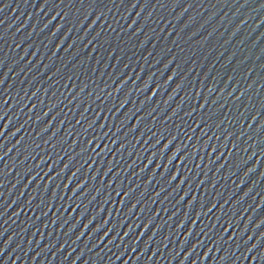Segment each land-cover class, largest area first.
I'll return each instance as SVG.
<instances>
[{"label":"water","instance_id":"95a60500","mask_svg":"<svg viewBox=\"0 0 264 264\" xmlns=\"http://www.w3.org/2000/svg\"><path fill=\"white\" fill-rule=\"evenodd\" d=\"M0 264H264V0H0Z\"/></svg>","mask_w":264,"mask_h":264}]
</instances>
